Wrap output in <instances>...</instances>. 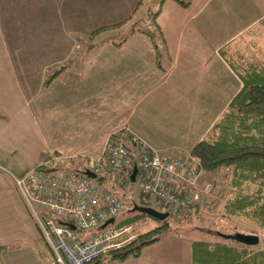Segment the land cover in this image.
I'll return each instance as SVG.
<instances>
[{
    "label": "crops",
    "instance_id": "0c3cea01",
    "mask_svg": "<svg viewBox=\"0 0 264 264\" xmlns=\"http://www.w3.org/2000/svg\"><path fill=\"white\" fill-rule=\"evenodd\" d=\"M123 4L0 0V264H59L39 241L13 176L60 148L100 147L107 132L118 127L159 152H188L240 87L218 49L227 43L237 49L235 42L264 22V0H189L187 6L162 0L154 22L171 57L166 71L155 64L149 36L134 30L119 45L100 39L41 88L44 69L53 61L36 50L32 26L55 24L63 28L64 39L75 40L70 34H76L82 14H96L108 5L122 9ZM54 31L47 28L50 41L58 40ZM57 112L72 121L75 133L68 141L53 133ZM84 235L76 233L78 239ZM130 259L105 255L94 264H137Z\"/></svg>",
    "mask_w": 264,
    "mask_h": 264
},
{
    "label": "built area",
    "instance_id": "2783aa9c",
    "mask_svg": "<svg viewBox=\"0 0 264 264\" xmlns=\"http://www.w3.org/2000/svg\"><path fill=\"white\" fill-rule=\"evenodd\" d=\"M126 139L133 144L131 151ZM52 159L36 163L12 180L55 262L84 264L133 238L131 224L117 221L121 202L116 193L73 168L51 163L46 167ZM83 169L103 173L118 186L133 183L143 194L144 203H155L174 217L209 201L211 183L203 180V171L193 155L151 149L123 127L107 132L97 154L85 159ZM107 218L112 220L102 225ZM62 221L87 235L78 239L75 229Z\"/></svg>",
    "mask_w": 264,
    "mask_h": 264
},
{
    "label": "trees",
    "instance_id": "16d2710c",
    "mask_svg": "<svg viewBox=\"0 0 264 264\" xmlns=\"http://www.w3.org/2000/svg\"><path fill=\"white\" fill-rule=\"evenodd\" d=\"M161 1L159 0V5ZM176 1L182 6L189 4V0ZM139 2L140 0L136 2L135 8ZM159 5L153 13L154 24L152 23V26L138 28L137 20H135L131 23L128 33L139 29L149 36L155 49V64L164 72L171 64V57L161 30L154 22V18L159 12ZM129 16L128 14L113 23L98 25L90 29L88 33L92 35L106 28L117 27ZM124 38L125 36L113 41V44L119 45ZM218 51L239 78L240 87L204 136L195 142L188 152L198 160L203 176L216 173L219 170L224 171L227 177L228 195L223 204V213L243 216L258 229L264 231V60L246 59V55L239 49H233L230 43L223 45ZM64 67L65 64H60L54 68L49 75L43 78L41 87H46ZM0 117H4V115L0 113ZM126 140L127 149L131 151L133 144L128 139ZM172 152L182 153L180 151ZM49 158L50 156L46 155L40 162ZM50 162L45 166L51 167ZM75 170L81 172V168ZM94 179L103 184L107 190L115 193V186L107 184V176L103 173L95 174ZM130 184L131 182H129ZM137 197L136 204L152 206L142 201L143 194L141 192L137 193ZM197 205H194V209ZM169 215L170 213H168ZM144 216L150 215L133 210L119 213L116 218L118 223L131 224L137 218ZM160 221L159 226L145 232H136L133 238L118 248L110 250L106 254L107 258L121 259L137 254L142 244L157 239L158 236L154 233L157 229L165 226V219ZM62 223L64 224L63 221ZM93 231L94 229L88 233L91 234ZM231 240L234 242L229 240L191 241L190 264H264V246L256 248L254 244L247 245L234 239ZM39 241L50 251L41 236ZM97 260L98 258L84 264H94Z\"/></svg>",
    "mask_w": 264,
    "mask_h": 264
},
{
    "label": "rangeland",
    "instance_id": "374dc122",
    "mask_svg": "<svg viewBox=\"0 0 264 264\" xmlns=\"http://www.w3.org/2000/svg\"><path fill=\"white\" fill-rule=\"evenodd\" d=\"M137 1L138 0H123L124 4L122 9H114V6L110 7L108 5L100 10H96V14H82L81 21L76 24V34H70L75 40L64 39L65 35L63 34V28L54 26L55 24H47L43 27L31 24L34 25L32 28L35 37L38 39L35 41L36 50L43 59H51L53 61L44 69L43 78L49 75L52 70L57 68L60 64L71 65L73 63H78L81 56L88 51L89 47L92 49L100 39H113L117 41L126 36L131 23L135 20H137L136 26L138 28L152 26V16L157 10L159 0H140L135 8ZM50 6L53 7L51 1ZM45 9L50 11L47 7ZM128 14L130 15L129 18L123 21L119 26L106 28L98 33L89 35L88 32L90 29L100 24L117 21ZM42 22L46 21L42 20ZM46 27L52 30L55 29L53 32L54 38H58V40L50 41L48 39ZM137 30L140 31L139 29ZM51 33L52 32H49V34ZM234 46V48L239 49L246 55V59L254 58L258 61L264 60V22L253 25L250 31L246 32L239 41L235 42ZM45 98L46 96L42 97L41 100H45ZM55 117L58 119L51 121L55 137L61 141H68V137H71V135L75 133L72 121L68 115L62 114L61 112H57ZM59 119L60 122H57ZM58 123L61 126H57ZM60 130L67 131V137L62 136ZM98 145L99 143L88 150H82L81 148L74 149L72 146L60 148V151H54L50 155V157L53 158L50 163L55 167L79 169L83 167L85 159L88 156L97 154ZM107 180V184L115 186V193L119 196L121 202L120 213L128 212L131 205L135 203L138 198V191L135 189L133 183L123 187L113 184L109 177ZM203 180L211 183L209 201H203L198 204L195 209L192 207L190 212L180 217H174L172 215L167 216L165 218V226L157 229L154 233L158 236L157 239L142 244L137 254L128 255V258H131L130 260L135 258L134 260L137 264H144L145 262L149 264H190L191 241L229 240L230 242H234L231 239L220 236L219 233L231 234L234 232H241L255 234L258 236V242L254 244V247L260 248L264 246V231L258 229L243 216L223 213V204L228 195L227 177L224 171L219 170L216 173L204 174ZM152 206L158 208L155 203H152ZM158 209L167 211L162 207ZM160 224L161 221L159 219L144 216L133 221L131 227L135 235L136 232H145ZM74 231L77 232V230ZM45 249L49 252L47 248Z\"/></svg>",
    "mask_w": 264,
    "mask_h": 264
},
{
    "label": "water",
    "instance_id": "95a60500",
    "mask_svg": "<svg viewBox=\"0 0 264 264\" xmlns=\"http://www.w3.org/2000/svg\"><path fill=\"white\" fill-rule=\"evenodd\" d=\"M135 169H132L131 175H130V180H132L133 177V173H134ZM84 175H86L87 177H91L94 178L95 174L93 172H91L88 169H83L81 171ZM138 211V212H142L145 214H148L152 217L158 218L160 220L165 219L168 216V211H164V210H159L155 207L152 206H147V205H139L136 203H133L131 205V207L129 208V211ZM112 220V218H107L102 225H104L106 222H110ZM70 229H73L74 226L71 223L66 224ZM220 236L224 237V238H229V239H234L238 242L247 244V245H253L256 244L258 242V236L255 234H247V233H241V232H234L231 234H223V233H219Z\"/></svg>",
    "mask_w": 264,
    "mask_h": 264
},
{
    "label": "bare ground",
    "instance_id": "6f19581e",
    "mask_svg": "<svg viewBox=\"0 0 264 264\" xmlns=\"http://www.w3.org/2000/svg\"><path fill=\"white\" fill-rule=\"evenodd\" d=\"M64 224L66 225V224H68V222H64ZM74 228H75V227H74ZM74 228H73V229H74Z\"/></svg>",
    "mask_w": 264,
    "mask_h": 264
}]
</instances>
